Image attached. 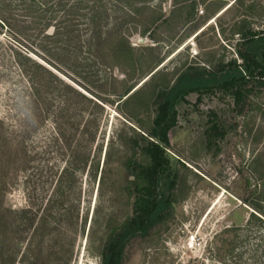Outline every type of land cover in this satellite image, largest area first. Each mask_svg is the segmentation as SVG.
<instances>
[{"label": "rangeland", "instance_id": "1", "mask_svg": "<svg viewBox=\"0 0 264 264\" xmlns=\"http://www.w3.org/2000/svg\"><path fill=\"white\" fill-rule=\"evenodd\" d=\"M105 2L109 15L104 30L123 22L121 30L129 35L133 56L139 60L137 67L151 64L159 72L142 86L141 95L129 100L124 97L119 104L117 94L133 73L122 57L109 59L104 51H98L95 58L87 47L78 54L72 44L69 52L57 49L61 52L56 50L49 58L40 48L42 57L54 63L51 67L58 77L86 98L73 90L67 92L70 112L77 116L72 122H80L78 128L60 118L56 121L58 107L49 121L37 122L38 129L28 139L37 152L35 173L40 174L35 191V186L26 184V173L10 169L9 184L0 197L4 209L0 264H105L104 246L133 213L134 198L129 192L133 177L128 175V165L131 161L149 163L141 148L146 144L142 136L148 137L152 125L156 92L190 65L210 70L232 58L241 63L236 53L240 34L264 28V0H149L145 4L130 0L127 6L124 1L120 5L113 0ZM130 10L135 12L132 19L126 15ZM159 13L163 19L150 25ZM149 25L152 34L143 35ZM2 30L0 114L13 132L19 128L13 100L21 92V83L15 79L12 44L4 34L6 28ZM108 63L121 66L108 69ZM262 72L263 67L258 66L245 73L256 90L241 115L233 110L231 86L190 91L176 103L179 121L170 131L168 148L170 165L178 173L172 211L147 236L128 245L122 264H264ZM51 96L55 104L61 99L59 91ZM211 111L217 113L226 135L209 148L206 130ZM95 119L98 124L90 122ZM87 127L95 131L90 140L94 158L83 167L90 137L85 133ZM62 129L68 139L73 137L70 147L60 139L63 147L59 150L55 140ZM75 154L74 163L79 167L65 184L67 199L62 206L68 214L57 220L60 209L54 199L62 195L54 173ZM192 235L196 242L189 248Z\"/></svg>", "mask_w": 264, "mask_h": 264}, {"label": "trees", "instance_id": "2", "mask_svg": "<svg viewBox=\"0 0 264 264\" xmlns=\"http://www.w3.org/2000/svg\"><path fill=\"white\" fill-rule=\"evenodd\" d=\"M113 1H116L115 5H120V1L125 2L123 6L130 4V0ZM147 1L149 0H139L142 4ZM231 6H228L227 9ZM134 13V10H130L126 12V15L132 19ZM108 15L109 7L105 0H0V33H3L2 29L6 28L4 34L8 36L12 44L9 48L14 51L12 59L15 65L13 68L17 69L15 79L21 83L19 86L21 92L17 95L18 100L17 98L13 100L15 103L13 116L15 121H18L19 128L10 132V129L6 128V117L0 114L1 198L9 184L6 178L12 167L26 173V184L37 185L40 175L35 173L34 164L37 152L34 146L29 144L28 139L38 129V121H49L52 110L58 107L59 110L56 111L57 115H55L56 121L58 118L63 119V121L72 124L73 128L80 123L72 122L76 120L75 117L77 116L70 112L72 107L67 92L73 90L85 98L86 95L79 92L69 82L62 81L51 67H55L54 63L49 61L50 59L42 57L43 52H46L50 58L54 56L57 49L69 52L70 45L75 44L74 47L78 54L82 52L84 47H87L88 53L94 54L95 58L99 56L98 51H104V56L109 59L122 57L133 73L130 79L125 81L127 83L125 89L117 94L118 102L124 97L127 100L137 98L143 92L140 91L142 86L151 78H155L159 72V69L156 70L151 64L146 67H137L139 60L137 61L133 56L134 47L130 42L129 35L121 30V23L123 22L104 30L105 24L108 22L106 20ZM163 17L164 15L159 13L153 16L149 24L157 25ZM150 25L145 26L142 30L143 35L151 31ZM151 34L152 32L149 35ZM240 36L236 53L241 58V63L232 58L227 62H219L216 68L210 70L205 67L190 65L182 72H178L175 78L167 81L156 92L153 100L155 115L152 119V125L150 130L146 132L148 137L142 136L146 140V144L141 148L149 157V163L131 161L128 165V175L133 177L129 189L134 198L133 213L113 234L111 241L104 246L105 264H122L128 245L138 237L147 236L151 229L163 222L172 211L178 173L170 165L168 148L171 144L170 131L178 125L179 121L176 103L184 100V96L190 91L231 86L233 110L241 115L251 103V97L256 90V86L249 83L245 73H251L255 67H263V79L259 84L264 85V28L259 30L248 29ZM40 48L43 50L42 53ZM61 51L57 50V53ZM37 56L44 60L38 59ZM108 64V69L116 65L114 63ZM116 66L121 65L118 63ZM125 73L127 75V72ZM14 86L16 87L15 83ZM56 91L61 94L59 96L61 99L55 104L51 95ZM91 100L96 105H100L93 99ZM90 122L98 124L96 119ZM208 122L210 125L206 130L207 144L209 148H212L219 139L225 137L226 130L215 111L210 112ZM77 128L76 132L79 131ZM85 133L90 137L85 145L86 155H84L83 167L93 163L94 158L91 154L90 140L95 138V131H89L87 127ZM57 134L60 138L56 137L55 141H57L59 150H62L63 147L59 144L62 138L70 147L69 140L73 135L68 139L66 130L63 129L57 131ZM57 134L55 133V135ZM68 150L75 152L71 148ZM77 158L78 155L75 154L72 161L68 160L65 166L60 165L54 173L57 178V191L62 195L54 199V205L60 209L55 216L57 220H62V217L68 214L62 210L67 199L64 198L65 184L74 177V170L79 167L77 162L76 165L74 163ZM106 160L105 158V162ZM95 165V177H97L99 163ZM32 189L35 191L36 186ZM245 202L248 203L247 200ZM256 209L260 210L257 207ZM50 214L52 215L53 212ZM3 216L4 209L0 206V220ZM54 228L57 229L56 226Z\"/></svg>", "mask_w": 264, "mask_h": 264}, {"label": "built area", "instance_id": "3", "mask_svg": "<svg viewBox=\"0 0 264 264\" xmlns=\"http://www.w3.org/2000/svg\"><path fill=\"white\" fill-rule=\"evenodd\" d=\"M195 242H196V237L194 236V235H192L191 237H190V240H189V248H193V246H194V244H195Z\"/></svg>", "mask_w": 264, "mask_h": 264}, {"label": "crops", "instance_id": "4", "mask_svg": "<svg viewBox=\"0 0 264 264\" xmlns=\"http://www.w3.org/2000/svg\"><path fill=\"white\" fill-rule=\"evenodd\" d=\"M227 5H228V4H227ZM227 5H226V6H227ZM226 6H225V7H226ZM225 7H224V8H225ZM224 8H221V10H219V12H217V13H220ZM214 17H215V16H214Z\"/></svg>", "mask_w": 264, "mask_h": 264}, {"label": "bare ground", "instance_id": "5", "mask_svg": "<svg viewBox=\"0 0 264 264\" xmlns=\"http://www.w3.org/2000/svg\"><path fill=\"white\" fill-rule=\"evenodd\" d=\"M224 11H225V10H224ZM224 11H223V12H224ZM195 38H196V37H194V39H195ZM194 39H193V40H194Z\"/></svg>", "mask_w": 264, "mask_h": 264}]
</instances>
